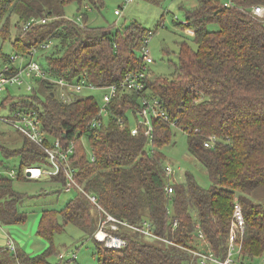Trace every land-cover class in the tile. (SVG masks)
I'll list each match as a JSON object with an SVG mask.
<instances>
[{
  "label": "trees",
  "instance_id": "16d2710c",
  "mask_svg": "<svg viewBox=\"0 0 264 264\" xmlns=\"http://www.w3.org/2000/svg\"><path fill=\"white\" fill-rule=\"evenodd\" d=\"M71 2L80 5L81 20L66 17L65 8ZM258 4L264 5V0H197L185 11L197 50L184 45L170 77L146 72L145 90H119L107 120L98 127L91 122L100 110L93 94L64 102L56 95V83L48 79L20 99L13 100L14 95L8 94L2 105L12 102L5 111L19 105L35 108L47 136L60 138L65 149L74 143L71 161L77 180L108 212L136 226L149 221L156 234L179 244L208 245L223 259L238 200L246 227L237 258L256 259L264 255V199L254 200L256 191L264 190V16L252 10ZM92 5L100 9L104 1L0 0L1 33L5 37L15 15L23 35L14 40L17 52L58 42L42 62L48 75L67 80L86 77L98 86L119 84L127 72L143 65L142 49L153 31L137 21L116 28L89 25L87 11ZM31 18L46 21L23 30ZM211 23L216 27L210 28ZM145 95L159 97L171 120L177 121L175 127L170 121L152 119V140L142 129L133 134L127 118V111L139 109ZM174 128L189 129L185 132L188 151L206 169L211 183L205 187L194 173L186 171L184 181L175 183L168 198L163 147L172 143ZM85 135L90 138L94 160L83 146ZM211 135L213 143L206 146L204 141ZM20 136L24 139L18 148L0 140V152L19 156L18 177L30 179L24 173L27 166L47 167L49 161L41 147L24 134ZM46 178L61 183L64 190V173ZM12 179L0 174V222L5 224L28 219L18 210L25 196L14 190ZM75 190L76 195L60 211L47 210L41 216L37 233L50 243L54 232L73 223L95 240L98 264H200L185 249L124 225L115 233L126 239L125 246L113 248L99 242L94 233L102 213L83 192ZM199 229L207 243L198 240ZM49 251L51 247L31 255L18 247L12 252L0 246V264H50Z\"/></svg>",
  "mask_w": 264,
  "mask_h": 264
},
{
  "label": "rangeland",
  "instance_id": "374dc122",
  "mask_svg": "<svg viewBox=\"0 0 264 264\" xmlns=\"http://www.w3.org/2000/svg\"><path fill=\"white\" fill-rule=\"evenodd\" d=\"M104 5L97 9L92 5L88 10V24L93 26H104L116 28L122 24L137 21L145 28L153 32L149 37L148 47L151 51L153 61L148 64L147 73L153 77H170L174 71V66L179 62L181 48L188 45L197 50L198 46L190 29L186 26L188 22L185 11L197 3V0H131L126 4V0H103ZM88 0H84V4ZM80 5L71 2L65 8L66 17L78 21L80 16ZM120 9L121 14H116L115 10ZM86 12L85 10L83 13ZM17 18L12 15L9 31L5 35L1 33L3 24H0V66L5 64L20 66V62L26 63L30 60V55L20 57L17 62L9 59L17 50L14 47L16 35L23 36L21 29H18ZM210 28L216 24H209ZM52 40L50 47L57 44ZM49 47V48H50ZM40 49L34 58L39 62H46L48 49ZM10 91L14 99L26 96L30 93L25 86L11 85ZM104 88L89 89L85 88L81 94H93L99 105H103ZM74 100V99H73ZM72 100V101H73ZM71 101V102H72ZM129 125L132 128L138 127L143 121V116L127 111ZM107 120V116L104 117ZM23 137L15 129L0 123V140L15 148L21 147ZM54 140V138H51ZM188 138L186 133L180 128H174L173 141L163 147L166 163H170L175 169L176 182L185 179L186 171H191L196 176L198 182L208 187L210 179L203 165L188 151ZM82 143L88 156L92 155V145L88 135L83 136ZM10 154L14 153L8 151ZM16 170V176L12 179V186L15 191L22 193L25 197L18 204V210L28 215L27 221L23 223L5 224L0 222V246H7L8 235L14 240L18 249L31 255L47 253V260L50 264H98L94 254L96 245L95 240L86 237V234L73 223H67L60 231L52 234V241L41 237L37 231L41 216L44 211H60L68 199L76 195V190L64 191L63 185L43 177L39 179H22L18 177L21 169V158L19 156H6L0 152V174L8 176L11 170ZM264 199V190L258 189L254 195V200ZM98 221V226L99 227ZM96 229V230H97ZM52 245V246H51ZM64 252L65 257L61 258L60 253ZM76 253V259L71 260V254ZM252 264H264V255L256 259H248Z\"/></svg>",
  "mask_w": 264,
  "mask_h": 264
},
{
  "label": "built area",
  "instance_id": "2783aa9c",
  "mask_svg": "<svg viewBox=\"0 0 264 264\" xmlns=\"http://www.w3.org/2000/svg\"><path fill=\"white\" fill-rule=\"evenodd\" d=\"M130 1L131 0H126V4ZM226 4L228 5L229 2H227ZM252 10L255 14L264 16V5H254ZM115 13L121 14V10L116 9ZM78 20H81V15L78 17ZM39 21L45 22L46 20H37L36 18H31L23 24V30H27L33 23H38ZM146 42L147 44L144 45L142 49L143 65L137 70L127 72L125 74V77L119 84L113 83L106 86H98L89 81L86 77L67 80L63 76L52 77L48 75L45 72L42 63L35 60L34 56L38 50L49 48L51 42H44L39 46H34L27 53L16 52L9 58L12 62H17L18 58L24 57V55H30V60L26 63H23L21 61L20 66L10 64H5L3 67L0 66V123L12 127L18 133L24 134L32 142L41 147V149L47 154L49 161L47 167H43L41 165L27 166L24 169L25 177L30 179H39L50 175L64 173L66 175L64 190L72 191L73 189H77L78 191L83 192L102 213V217L99 220V227L95 231L94 237L96 240L104 243L108 247L121 248L126 245V239L115 233V231H117L121 225H124L140 231L146 236L154 237L163 242L173 244L185 249L186 251L190 252L200 264H252L251 260H240L237 258V256H239L242 251L241 236L243 235L246 227L243 208L238 200H235L233 210V219L231 222V229L228 240V252L223 259L216 256L208 245L207 248H205L204 246L195 247L192 245L186 246L183 244H179L166 236L156 234L153 231L151 223L149 221H145L143 226H136L108 212L100 204L97 196L93 193L88 192L85 187L77 180L76 169L71 161L74 143L71 142L68 148L65 149L62 146V141L60 138H54V140H52L51 138L53 137H50L49 135L47 136L46 132L42 128V122L40 120L39 112L35 108H28L19 105L13 108V110L11 111H8V109L7 111H5V108H7L8 105L11 104L12 106V102L8 101L2 105L7 95L11 94V85L25 86L27 91L31 92L36 87H38V83L42 79L52 80L56 83V95L60 100L64 102H71L77 95H81L82 91L85 88H104V104L100 105L99 113L91 121L93 127H98L103 122H105L104 117L108 116V113H110V103L119 90L143 91L146 89L147 83L145 78L148 67L147 65L153 61L151 51L148 47L149 38L146 39ZM133 112L141 114L144 118L143 121L140 122L138 127H131V132L133 134H137L139 130L142 129L144 134L152 140V119L154 118H161L163 120L170 121L173 126L177 127V121L171 120L168 111L164 107L160 98L157 96H143L140 108ZM119 121L123 123L124 119L121 118ZM182 130L184 132H187L189 129L185 128ZM213 140L214 137L211 135L208 139H205L204 144L206 146H210L213 143ZM91 159H95L93 152L91 155ZM165 171L168 179L167 184L165 185V190L167 197L170 198L174 193V185L176 183L175 169L170 163H166ZM16 173V170L12 169L9 176L15 177ZM176 226L177 220L174 222L173 227L175 228ZM196 236L198 240L206 242V237L200 229L198 230ZM7 243V248H9L12 252L17 251V245L9 235ZM64 254L65 253L62 252L59 254V256L61 258H64ZM71 256V260L76 259L75 252H73Z\"/></svg>",
  "mask_w": 264,
  "mask_h": 264
}]
</instances>
